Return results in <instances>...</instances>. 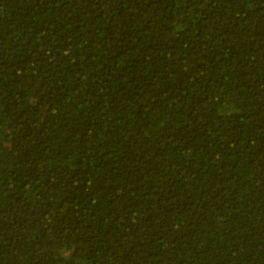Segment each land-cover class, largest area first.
<instances>
[{
    "label": "trees",
    "instance_id": "16d2710c",
    "mask_svg": "<svg viewBox=\"0 0 264 264\" xmlns=\"http://www.w3.org/2000/svg\"><path fill=\"white\" fill-rule=\"evenodd\" d=\"M0 264H264V0H0Z\"/></svg>",
    "mask_w": 264,
    "mask_h": 264
}]
</instances>
